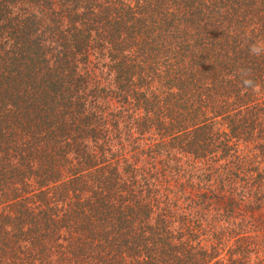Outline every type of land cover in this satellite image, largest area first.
<instances>
[{
    "label": "trees",
    "instance_id": "trees-1",
    "mask_svg": "<svg viewBox=\"0 0 264 264\" xmlns=\"http://www.w3.org/2000/svg\"><path fill=\"white\" fill-rule=\"evenodd\" d=\"M255 41L264 0H0V264H264Z\"/></svg>",
    "mask_w": 264,
    "mask_h": 264
},
{
    "label": "clouds",
    "instance_id": "clouds-1",
    "mask_svg": "<svg viewBox=\"0 0 264 264\" xmlns=\"http://www.w3.org/2000/svg\"><path fill=\"white\" fill-rule=\"evenodd\" d=\"M248 52L252 56L264 55V41L252 42L248 47ZM245 89H250L253 93L260 92V85L252 78L251 68H241L238 70Z\"/></svg>",
    "mask_w": 264,
    "mask_h": 264
},
{
    "label": "rangeland",
    "instance_id": "rangeland-1",
    "mask_svg": "<svg viewBox=\"0 0 264 264\" xmlns=\"http://www.w3.org/2000/svg\"><path fill=\"white\" fill-rule=\"evenodd\" d=\"M220 254H224V252H221Z\"/></svg>",
    "mask_w": 264,
    "mask_h": 264
}]
</instances>
